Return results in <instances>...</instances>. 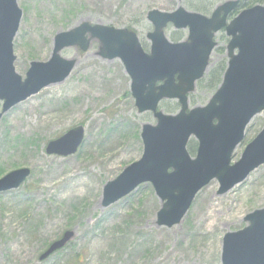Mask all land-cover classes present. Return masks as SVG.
<instances>
[{
  "label": "rangeland",
  "instance_id": "374dc122",
  "mask_svg": "<svg viewBox=\"0 0 264 264\" xmlns=\"http://www.w3.org/2000/svg\"><path fill=\"white\" fill-rule=\"evenodd\" d=\"M224 1L17 0L22 16L13 39L14 67L24 78L31 61L50 57L57 32L83 21L130 28L148 51L146 35L152 25L147 11L183 6L209 14ZM208 6L206 13L203 8ZM236 13L238 9L231 17ZM165 34L172 41L182 40L187 29L176 30L170 24ZM215 40L206 79L190 95V106L207 102L218 84L207 76L219 66L221 74L226 65L224 30L215 34ZM98 44L94 40L86 51L64 48L62 57L76 59L70 74L0 117V177L17 168L30 171L19 187L0 193V264H153V260L222 264L224 233L242 228L244 216L264 206V163L223 194L217 193L218 181L212 179L196 193L180 222L171 226L156 223L162 201L150 182L102 206L104 184L140 158L141 126L154 124L155 118L151 111H137L123 63L98 56ZM1 105L2 100L0 113ZM178 107L176 100L158 104L164 113H175ZM76 125L83 127V139L74 153L62 156L45 151L48 141ZM263 125L262 113L252 117L231 163ZM196 146L191 136L187 143L191 157ZM66 230L73 231L71 240L40 260V254Z\"/></svg>",
  "mask_w": 264,
  "mask_h": 264
},
{
  "label": "water",
  "instance_id": "95a60500",
  "mask_svg": "<svg viewBox=\"0 0 264 264\" xmlns=\"http://www.w3.org/2000/svg\"><path fill=\"white\" fill-rule=\"evenodd\" d=\"M238 1L226 0L216 5L209 16L183 6L172 11H147L146 19L152 25L146 35L150 41L148 52L132 29L83 21L57 32L50 57L31 61L22 78L15 70L13 53L22 10L17 0H0V117L13 105L70 74L76 59L62 57L64 48L86 51L97 41L98 56L118 58L123 63L137 111H151L155 118L154 124L141 126L140 158L104 184L102 206L128 195L139 184L150 182L162 201L156 223H179L196 193L209 181L216 179L217 193L223 194L264 163V126L245 145L239 159L231 163L251 118L261 112L264 116V5L242 9L227 21ZM168 24L174 29H187L186 38L169 40L164 31ZM222 28L229 37L222 80L206 104L191 107L188 95L204 76L217 44L214 35ZM164 99L177 100L178 110L164 113L158 109ZM191 136L197 140L194 157L186 148ZM82 139L83 127L76 125L48 141L45 151L66 156L76 151ZM29 174L28 168L7 172L0 177V193L19 187ZM244 221L241 229L224 233L222 264H264V206L247 213ZM73 235L71 230L63 232L39 259L64 247Z\"/></svg>",
  "mask_w": 264,
  "mask_h": 264
},
{
  "label": "flooded vegetation",
  "instance_id": "af4514ba",
  "mask_svg": "<svg viewBox=\"0 0 264 264\" xmlns=\"http://www.w3.org/2000/svg\"><path fill=\"white\" fill-rule=\"evenodd\" d=\"M258 2L264 4V1L261 2V1H259V0H239V2H238V4H237V9H238V10H241V9H243V8H247V7L253 6V5H255V4H259ZM249 4H252V5L249 6ZM237 9H236V10H237ZM212 10H213V9H211L210 13L207 14V15H210L211 12H212ZM229 18H231V15H230ZM209 65H210V62H209ZM206 73H207V72H206ZM206 73H205V75H206ZM205 75H204L203 78H201V79L197 82V84H198L199 82H201V81H203V80L206 79V76H205ZM197 84H196V86H197Z\"/></svg>",
  "mask_w": 264,
  "mask_h": 264
},
{
  "label": "trees",
  "instance_id": "16d2710c",
  "mask_svg": "<svg viewBox=\"0 0 264 264\" xmlns=\"http://www.w3.org/2000/svg\"><path fill=\"white\" fill-rule=\"evenodd\" d=\"M259 1L263 2L264 0H259ZM203 10H204V12L207 13V11L209 10V6H208V8H203ZM219 67H217L216 69H213V70L210 71L209 75L207 76V79L209 81H211V82L214 81L215 83H218L220 81V77H221L222 73L221 74H219V73L221 72L222 68L221 67L219 68ZM223 69H224V67H223Z\"/></svg>",
  "mask_w": 264,
  "mask_h": 264
},
{
  "label": "bare ground",
  "instance_id": "6f19581e",
  "mask_svg": "<svg viewBox=\"0 0 264 264\" xmlns=\"http://www.w3.org/2000/svg\"><path fill=\"white\" fill-rule=\"evenodd\" d=\"M48 86H51V85H48ZM212 223V222H211ZM211 223H210V225H211ZM153 264H157V260H153V261H151Z\"/></svg>",
  "mask_w": 264,
  "mask_h": 264
}]
</instances>
